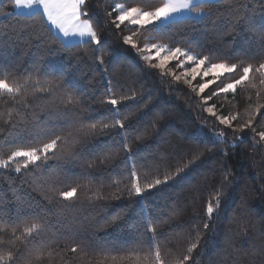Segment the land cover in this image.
Here are the masks:
<instances>
[{
  "label": "trees",
  "instance_id": "16d2710c",
  "mask_svg": "<svg viewBox=\"0 0 264 264\" xmlns=\"http://www.w3.org/2000/svg\"><path fill=\"white\" fill-rule=\"evenodd\" d=\"M122 2L124 0H88L89 15L105 45L104 65L100 66L93 63L90 48L87 49V57L83 49H73L81 57L77 60L65 53L60 44L61 38L53 30L50 33L46 31L50 27L39 17L30 19L29 15L14 13L9 0H0V11L7 13L0 16V78L6 76L10 83L13 80L22 82L29 74L34 79H53L67 86L65 92L80 96L86 107L91 102L92 107L97 109L100 106L91 98H102L109 87L117 96L131 94L135 89L142 96H150V100L146 108L131 110V121L139 120L144 112H149V115L129 131L130 141L144 128H150L152 120H157L159 131H150L142 141L131 142L132 159L146 157L159 164V173L162 174L191 159L192 152H203V156L186 170V174H181L185 176L184 179L177 177L176 181H169L160 189L146 191L143 197L122 195L119 200L88 202L86 197L92 192L81 187L78 193L80 200L75 208H65L68 202L61 203L56 198L49 203L45 199L46 195L52 197L49 187L63 191L77 185H90L93 190L101 188L107 196L116 191L110 177L118 176L123 171L116 169V165L120 164L125 153L121 152L110 164L93 169L87 168L86 163L66 162L59 156L49 160L48 164L52 167L41 168L39 174L32 171L18 174L11 169H0V218L15 226L17 235L21 234L23 227L33 222L44 225L46 231L39 237L44 249L50 246L65 257L53 264H79V253L64 250L79 244L81 247L88 246L89 253L93 255L98 254L101 248H114L113 254H116L122 246L133 241L134 233L129 224L137 219L142 209L154 214L160 207L172 206L177 209V215L158 228V232L169 237L167 240L158 237L163 247L172 250L169 260L184 253L190 237L198 229L202 239L192 254L193 261L188 264H264V141L259 140L252 128L243 131L238 128L247 118L246 109L257 102L254 90L238 88L234 97L231 93L227 94V98L221 94L209 101V105L216 104L218 114L240 113L239 119L233 123L235 131L220 125L203 111L208 105L201 101V95L207 96L217 85L198 95L184 82L174 83L171 76L161 77L157 70L144 67L136 50L123 43L122 38L131 33L124 26L115 28L106 15V12H112L114 18L116 12H113V8ZM241 2L246 5L243 11L251 24H236L231 34H228L226 13L221 8L219 12L213 9L211 21L184 19L173 23L160 34L140 32L133 39L140 46L147 42L180 47L197 56H208L212 63L243 61L245 64H258L264 61V32L261 31L264 29V0ZM136 3L137 0H128L126 6ZM103 68L108 71H102ZM171 68L173 65L169 66ZM239 74L238 68L231 74L230 80L221 77L218 83L231 82ZM199 83V80L195 82ZM249 96L252 97L251 101ZM62 97L61 92H57L55 97L39 92L28 95L27 102L32 107L27 111L38 116L39 121L61 127L65 120L82 119L79 113L65 115ZM259 102L264 103V93ZM11 106V101L5 103V100H0V111L5 114ZM68 107L71 108L70 105ZM4 119L6 115L0 117L3 136L11 132V137L27 135L37 123L28 116L24 126L12 129L4 123ZM15 119L14 116L13 122ZM252 127L256 132L264 131V109L255 117ZM216 131L224 132L222 140L216 138ZM56 134L66 135V131H57ZM98 139L109 140L108 136ZM90 141L91 136L78 139L73 148L79 149ZM6 144L7 141L0 138V155L10 150ZM91 159L93 156L87 151L81 157L82 161ZM156 172V169L149 170V178ZM225 174L227 179H224ZM217 189L222 192L220 205L209 218L205 214V206ZM122 210L121 220L108 222L112 215ZM204 223L208 224L207 229L203 228ZM141 239L146 240L147 234ZM40 246L35 238L25 237L14 245L5 246V250L8 247L13 252L23 249L25 255H29ZM43 264L48 262L44 261Z\"/></svg>",
  "mask_w": 264,
  "mask_h": 264
},
{
  "label": "snow or ice",
  "instance_id": "6c2138e0",
  "mask_svg": "<svg viewBox=\"0 0 264 264\" xmlns=\"http://www.w3.org/2000/svg\"><path fill=\"white\" fill-rule=\"evenodd\" d=\"M9 3L17 9L31 10L30 19L39 17L46 25H51V28H46V31L50 33L52 28L56 30L57 34L62 37L60 44L65 53H69L79 60L81 57L72 50L83 49V54L87 57V49L90 48L93 54L91 57L93 63L104 65L105 45L93 24L92 16L89 15L88 0H9ZM127 3L128 0H124L122 3L115 4L113 12H116V15L114 18H112V12H106V15L110 18L109 23L115 28L121 29V26H124L131 33L122 38L123 43L136 50L139 54L138 59L144 62L143 66L157 70L161 77L171 76L174 83L183 80L198 94H203L212 85H217L207 96L201 95L202 103L208 105L203 108V111L214 117L220 125L233 129V131L236 130L233 123L239 119L240 113L218 114L216 104L209 105V101H212L214 97H220L221 94L227 98V94L231 93L234 97L238 87L241 90L253 89L257 102L255 105L250 104L246 109L247 118L243 124L238 125V128L240 131L252 128L259 140L264 141V131L256 132V129L252 127L255 117L264 109V103L259 102L262 93H264V61L255 65L245 64L243 61L232 64L227 62L212 63L208 56H197L180 47L173 48L164 43L147 42L140 46L133 39L140 32L160 34L173 23L181 22L184 19L191 18L199 22L211 21L214 15L213 9L219 12L221 8L226 13L228 34H231V30L236 24H251L250 18L243 11L246 5L241 0H137L136 4L126 6ZM4 15L7 13L0 11V16ZM261 31L264 32V29ZM172 61H176L175 67L182 70L180 74L168 68ZM186 64L189 65L188 68H185ZM238 68L240 69L238 78L231 79V82L218 83L221 81V77L230 80L231 74L235 73ZM102 71L107 72L108 69L103 68ZM210 76L211 79H208ZM197 77H200L201 82L193 85V81ZM66 87L53 79H34L31 74L26 76L22 82L13 80L10 83L6 76L0 78V100H5V103L12 102V106L7 109L6 114L0 111V117L6 115L4 123L10 125L12 129H19L28 122L26 119L28 116H31L33 122H37L34 130L25 136L11 137V132L8 136H3L4 130L0 128V138L5 139L6 147L10 148L6 154L0 155V169H11L18 174L22 171L39 174L41 168H51L48 161L58 156L66 162L86 163L87 168L93 169L110 164L123 152L125 153L124 157L120 160V164L116 165V169H123V171L118 176L110 177L111 184L116 187V191L107 196L101 191V188L93 190L90 185H77L63 191H55L50 186L48 191L52 192V197L45 196L49 203H52V199L56 198L58 202H68L65 208H75L76 202L80 200L78 193L81 187H86L92 192V195L86 197L88 202L103 199L119 200L122 195H127L129 198L143 197L146 191L160 189V186L168 185L169 181H176L177 177L184 179L185 176L181 174H186V170L190 169L204 154L203 152H192L191 159L179 164L172 171L160 174V166L154 161L139 156L132 159L133 149L131 147L132 141H142L150 134V131L158 133L157 120H152L150 128H144L138 135L133 136L131 141L129 139V131L134 130L135 125L149 115V112H144L139 120L131 121L130 118L133 114L131 110L146 108L150 96H142L135 89L131 91V94L117 96L116 92L109 87L102 98H91L100 106V109H97L92 107L91 102L86 107L80 96H75L72 92H65ZM37 92L48 93L53 97L57 92L63 93L61 103L65 107V115L79 113L82 119L65 120L63 127L59 124L48 125L39 121L38 116L27 111L32 107L27 102L28 95H35ZM248 99L251 101L252 97L249 96ZM69 105L71 108L68 107ZM52 114H54V110ZM14 116L15 122H13ZM84 120L88 122L85 123ZM57 131H66V135L56 134ZM214 135L218 140H222L224 132L216 131ZM88 136L92 137V141L79 149L73 148L78 139ZM100 136H108L109 140L100 141L98 139ZM116 137L119 139L117 140ZM205 150L211 151V149ZM85 151L92 155L93 159L82 161L81 157ZM138 166L140 170H138ZM151 169H156L157 172L149 178L148 171ZM87 175H93V173ZM224 179H227V174ZM221 195L222 192L217 189L214 197L206 203L205 214L207 217L211 218L219 207ZM176 215L177 209L172 206L160 207L154 214L142 209L137 219L129 224L134 233L133 241L127 246H122L116 254H113L114 248H101L98 254L93 255L89 253L88 246L81 247L79 244L65 249L64 252L79 253V264H188L189 261H193L192 254L199 247L202 239L198 229L195 235L190 237L184 253L173 256L171 260L168 257L172 256V250L163 247L158 242V237L164 240L169 239L167 234L158 232V228L169 223ZM122 218L123 210L112 215L108 222L115 223ZM65 222L67 223V218H65ZM203 228L207 229L208 224L204 223ZM45 231L44 225L33 222L23 227L21 234L17 235V228L0 218V264H33V262L43 264L44 261L53 264L57 259L64 260L65 257L61 252H57L50 246L46 250L44 249L39 237ZM144 234H147L146 240L141 239ZM25 237L35 238L41 246L29 255H25L23 249L13 252L11 247H8L5 250V246L14 245L16 241L23 240Z\"/></svg>",
  "mask_w": 264,
  "mask_h": 264
},
{
  "label": "rangeland",
  "instance_id": "374dc122",
  "mask_svg": "<svg viewBox=\"0 0 264 264\" xmlns=\"http://www.w3.org/2000/svg\"><path fill=\"white\" fill-rule=\"evenodd\" d=\"M13 11H14V13H18V14H26V15H29V13H30V11L31 10H29V9H17V8H13ZM155 62V61H154ZM175 64H176V61H172L171 63H169V65H168V68H169V66L170 65H173V68H171L173 71H175L177 74H180L181 73V69H179V68H176L175 67ZM189 67V65H185V68H188ZM205 67H207V65H205ZM208 79H211V76L208 78ZM197 80H199L200 82H201V79H200V77H197V79L195 80V81H193V85H197V84H195V82L197 81ZM182 82H183V80H181ZM239 88V87H238ZM198 93V92H197ZM198 95H201V94H198Z\"/></svg>",
  "mask_w": 264,
  "mask_h": 264
},
{
  "label": "crops",
  "instance_id": "0c3cea01",
  "mask_svg": "<svg viewBox=\"0 0 264 264\" xmlns=\"http://www.w3.org/2000/svg\"><path fill=\"white\" fill-rule=\"evenodd\" d=\"M24 14V13H23ZM51 28V25H48ZM52 30L57 34L56 30L52 28ZM58 35V34H57ZM59 36V35H58ZM60 37V36H59ZM62 39V37H60Z\"/></svg>",
  "mask_w": 264,
  "mask_h": 264
}]
</instances>
